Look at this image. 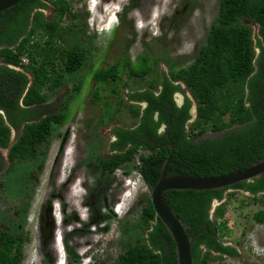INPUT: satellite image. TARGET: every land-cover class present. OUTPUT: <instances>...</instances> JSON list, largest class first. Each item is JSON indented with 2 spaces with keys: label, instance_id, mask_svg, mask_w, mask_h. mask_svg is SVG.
I'll list each match as a JSON object with an SVG mask.
<instances>
[{
  "label": "trees",
  "instance_id": "1",
  "mask_svg": "<svg viewBox=\"0 0 264 264\" xmlns=\"http://www.w3.org/2000/svg\"><path fill=\"white\" fill-rule=\"evenodd\" d=\"M218 3L217 17L195 58L187 66H169L167 74L161 71L158 85H152L157 92L137 90L127 95L128 103L120 96L119 89L129 87L127 82L121 83L123 75L133 81L151 73L157 62L149 55H140L132 62L124 53L120 56L124 65L120 66L119 57L94 72L98 84L113 85L109 96L118 100L112 112L108 111L111 104L105 105L107 122L115 120L119 107L133 119L131 126L111 130L112 154L101 162L108 174L137 159L138 175L151 191L168 158V175L197 177L229 174L264 160V0ZM49 6L54 14L45 18L42 11ZM69 14L78 18L71 14L69 0H22L0 12V153L7 150L8 171L35 160L53 130L67 122L68 105L80 83L72 88L59 112L45 104L47 93H53L64 79L71 81L89 57L75 41L83 31L75 23L64 22ZM247 22L258 26L255 42ZM68 35L73 41L64 49ZM181 84L196 105V118L190 124L191 101L185 97L177 107L173 100L175 93L184 92ZM161 127L163 132L158 133ZM12 130L17 136L11 143ZM4 167L0 154V173ZM17 181L16 185L22 184L18 191L25 190L22 178ZM130 181L134 182L131 176ZM228 190L233 192L225 195ZM237 192L263 204L252 220L264 224V173L224 189L163 194L186 227L193 264L239 256L224 241L231 230L223 203ZM213 201L220 205L210 218ZM142 203L136 228L145 234L128 244L111 264H176L175 244L155 218L150 197ZM28 241L23 230L13 233L0 228V264H21Z\"/></svg>",
  "mask_w": 264,
  "mask_h": 264
},
{
  "label": "rangeland",
  "instance_id": "2",
  "mask_svg": "<svg viewBox=\"0 0 264 264\" xmlns=\"http://www.w3.org/2000/svg\"><path fill=\"white\" fill-rule=\"evenodd\" d=\"M111 1L101 0L96 6L89 0H69L70 12L78 18L72 19L69 14L64 22L75 23L83 31L75 41L89 57L71 81L64 79L53 93H47L50 95L45 104L59 112L72 88L80 83L68 105L67 122L53 130L30 163L8 171L7 150L0 153L5 162L0 173V228L13 233L23 230L28 235L21 264H111L128 244L145 234L136 224L144 205L142 199L150 197V190L138 175V160L112 174L101 167L112 154L111 130L131 126L133 119L119 107L115 120L107 122L105 105L110 103L108 111L112 112L118 100L109 96L113 85H100L93 75L124 53L132 62L140 55H149L157 62L151 73L133 81L123 75L121 83L127 82L129 87H121L120 96L128 103L127 95L137 90L157 92L153 86L161 80V71L167 74L169 66H187L195 58L219 5L218 0ZM51 8L42 11L46 18L52 11L54 14ZM250 26L255 42L258 26ZM66 38L64 49L73 41L71 35ZM124 63L120 57V66ZM181 86L191 100L188 90ZM174 98L181 103L180 96ZM194 120L192 117L190 123ZM16 136L12 130L11 143ZM5 172L10 175L4 176ZM19 178L26 183L20 192L22 184L16 185ZM223 204L231 230L224 241L239 252V257L215 258L208 264H264V224L252 220L263 204L253 202L243 192ZM217 206L214 201L211 216Z\"/></svg>",
  "mask_w": 264,
  "mask_h": 264
},
{
  "label": "water",
  "instance_id": "3",
  "mask_svg": "<svg viewBox=\"0 0 264 264\" xmlns=\"http://www.w3.org/2000/svg\"><path fill=\"white\" fill-rule=\"evenodd\" d=\"M20 1L22 0H0V12L16 5ZM192 113L195 115L194 109ZM169 161L170 158L164 164L158 181L150 191V202L154 210L155 218H158L163 223L175 244L176 264H193L191 256L192 241L186 234L185 225L176 218L172 210L168 207L163 194L171 190H218L244 181H250L264 173V160L240 171L209 177L168 175L166 169Z\"/></svg>",
  "mask_w": 264,
  "mask_h": 264
},
{
  "label": "flooded vegetation",
  "instance_id": "4",
  "mask_svg": "<svg viewBox=\"0 0 264 264\" xmlns=\"http://www.w3.org/2000/svg\"><path fill=\"white\" fill-rule=\"evenodd\" d=\"M51 9H53V8H51ZM46 10H49V7L46 9ZM54 10V9H53ZM42 14L44 15V17H45V13H43L42 12ZM52 14H53V11H52ZM52 14L49 16V17H51L52 16ZM48 17V18H49ZM46 18V17H45ZM174 96H180L181 97V103H178L176 100H175V98H174ZM185 97H187L186 95H185V91L183 92V93H180V92H178V93H175L174 95H173V100H174V103H175V105L177 106V107H180V106H182V104H183V101H184V98ZM188 98V97H187ZM191 101V103H192V105H191V108H190V110H189V115H190V120L192 119V117H195L196 118V105H195V103L192 101V99L190 100ZM145 104V103H144ZM193 109H194V113H195V115L193 116V113H192V111H193ZM190 120H189V124H190ZM163 128L164 127H161L159 130H158V133H161V132H163ZM214 202V201H213ZM212 202V203H213ZM216 203H218V206L220 205V203L219 202H217V201H215ZM217 206V207H218ZM211 207H212V205H211ZM211 211V210H210ZM214 212V211H213ZM211 215V214H210ZM210 218H212V216L210 217ZM227 245H229V246H231L229 243H226ZM238 254H239V252H237ZM239 257V256H238ZM237 257V258H238ZM225 258V257H224ZM228 258H231V257H228Z\"/></svg>",
  "mask_w": 264,
  "mask_h": 264
},
{
  "label": "clouds",
  "instance_id": "5",
  "mask_svg": "<svg viewBox=\"0 0 264 264\" xmlns=\"http://www.w3.org/2000/svg\"><path fill=\"white\" fill-rule=\"evenodd\" d=\"M89 1H90L89 3H91V2L95 3L96 6H97L98 2H101V0H89ZM112 1H113V0H112ZM112 1H111V2H112ZM102 5H103L104 7L107 6V4H105V3L102 4ZM127 9H128V8L126 7L125 10H127ZM93 12H95V14H96V10L93 11ZM130 12H131V11H130ZM132 12H136V10H133ZM132 12H131V13H132ZM149 26H150V25H149ZM228 191H230V190H228Z\"/></svg>",
  "mask_w": 264,
  "mask_h": 264
}]
</instances>
